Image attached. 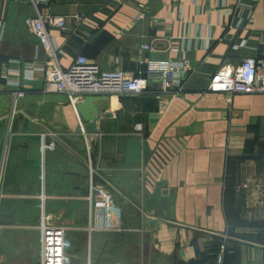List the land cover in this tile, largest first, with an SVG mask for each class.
Wrapping results in <instances>:
<instances>
[{
    "label": "crops",
    "instance_id": "1",
    "mask_svg": "<svg viewBox=\"0 0 264 264\" xmlns=\"http://www.w3.org/2000/svg\"><path fill=\"white\" fill-rule=\"evenodd\" d=\"M37 15L66 19L47 27L49 52L26 26ZM78 56L131 76L149 62L189 71L180 93L100 96L88 155L67 97L46 87ZM252 58L264 0H0V264L39 263L42 213L66 229L71 264H115L112 239L146 250L126 264L214 263L222 247L223 264H264V94L207 91ZM42 134L57 143L44 155ZM90 185L111 194L122 232L88 233Z\"/></svg>",
    "mask_w": 264,
    "mask_h": 264
},
{
    "label": "built area",
    "instance_id": "2",
    "mask_svg": "<svg viewBox=\"0 0 264 264\" xmlns=\"http://www.w3.org/2000/svg\"><path fill=\"white\" fill-rule=\"evenodd\" d=\"M120 4L124 0H116ZM149 1V0H148ZM48 0H32V4L38 6ZM26 26L37 38L39 45L49 52L51 36L47 27H57L62 31L67 30L66 19L59 16L42 17L26 20ZM144 50L152 51L153 44L144 45ZM188 66L184 62H149L145 71L139 76H131L123 72H107L90 62L83 56H78L71 67L64 71L57 65L47 73V90L64 94L70 106L73 108L81 135L84 137L85 148L88 155L92 153L93 145L87 137L82 118L77 112V105L83 102L87 96H115L118 98L137 96L142 94L151 81L162 83L163 92L180 93L182 81L188 72ZM27 79L33 77V69L25 71ZM207 91L214 94H264V60L245 59L238 66L225 67L212 78ZM47 134L40 137L41 152L56 149V142L48 141ZM3 193L0 187V201ZM88 202L92 208V216L87 227L88 233L109 232L119 233L123 231L117 209L110 193L105 189L90 185ZM40 231V246L38 264H70L68 256V242L66 229L63 226L54 225L48 217L42 213L38 227ZM224 247L214 263L223 264Z\"/></svg>",
    "mask_w": 264,
    "mask_h": 264
},
{
    "label": "water",
    "instance_id": "3",
    "mask_svg": "<svg viewBox=\"0 0 264 264\" xmlns=\"http://www.w3.org/2000/svg\"><path fill=\"white\" fill-rule=\"evenodd\" d=\"M149 83L152 82L149 81ZM100 101V96H87L84 98L83 102L77 105V112L86 124L85 130L87 132H95V122L99 114L96 104Z\"/></svg>",
    "mask_w": 264,
    "mask_h": 264
},
{
    "label": "rangeland",
    "instance_id": "4",
    "mask_svg": "<svg viewBox=\"0 0 264 264\" xmlns=\"http://www.w3.org/2000/svg\"><path fill=\"white\" fill-rule=\"evenodd\" d=\"M107 241H108V244L111 243L112 245L117 246V254L115 256L116 259L114 258L115 264H126L128 261V258L131 257L135 261L136 258L139 257V259H140L142 256H145V254H146V250H145V254H143L142 249L140 247L139 248L134 247L132 250H130V251H132L130 253L128 249L124 248V244L122 243L123 242L122 240L121 241L120 240L115 241L114 239H112L111 241L110 240H107ZM133 241L135 243L138 240L136 238H133ZM67 242H68V240H67ZM71 250H73V249L70 246V242H68V249H67L68 254L71 253ZM114 260H112V261H114ZM70 264H71V259H70Z\"/></svg>",
    "mask_w": 264,
    "mask_h": 264
},
{
    "label": "trees",
    "instance_id": "5",
    "mask_svg": "<svg viewBox=\"0 0 264 264\" xmlns=\"http://www.w3.org/2000/svg\"><path fill=\"white\" fill-rule=\"evenodd\" d=\"M204 263V262H203Z\"/></svg>",
    "mask_w": 264,
    "mask_h": 264
}]
</instances>
